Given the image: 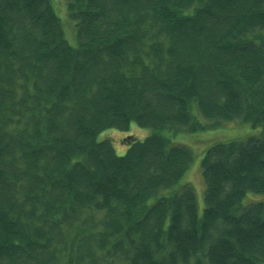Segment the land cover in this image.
I'll return each instance as SVG.
<instances>
[{"label": "trees", "instance_id": "1", "mask_svg": "<svg viewBox=\"0 0 264 264\" xmlns=\"http://www.w3.org/2000/svg\"><path fill=\"white\" fill-rule=\"evenodd\" d=\"M64 8L73 44L57 0H0V264H264V0ZM233 124L199 215L170 134Z\"/></svg>", "mask_w": 264, "mask_h": 264}, {"label": "rangeland", "instance_id": "2", "mask_svg": "<svg viewBox=\"0 0 264 264\" xmlns=\"http://www.w3.org/2000/svg\"><path fill=\"white\" fill-rule=\"evenodd\" d=\"M60 7L64 8V0H57ZM66 10L63 11L60 15L63 22L66 24V32L67 37L70 40V43L73 44L75 42V29L74 24L66 19ZM260 130L251 128L248 125L243 124H233L226 125L218 130L208 131V132H196V133H185L180 132L178 134H170L171 140L176 145H184L191 149L194 155V160L192 162L191 167L187 171V174L183 178V183H189L195 189L197 196V204L199 215H201L205 208V189L206 183L202 174L201 160L204 156L205 150L208 145L205 143L206 140H210L213 136H226L222 140H230V139H243L250 135H259ZM152 134V130L150 128H141L137 126L135 123L131 124V127L128 131H119L115 129H110L106 132H103L99 135L98 139L103 140L106 137L111 138L113 141V145L115 147L116 153L118 156H123L126 154L128 147L121 142L127 136H134L138 140H144L146 137ZM169 135V134H168ZM207 142V141H206ZM264 197V195H261Z\"/></svg>", "mask_w": 264, "mask_h": 264}]
</instances>
